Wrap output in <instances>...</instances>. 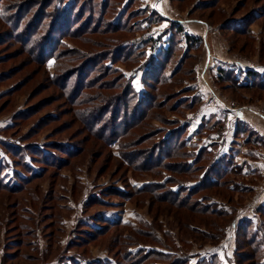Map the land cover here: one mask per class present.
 Listing matches in <instances>:
<instances>
[{"label": "rangeland", "instance_id": "1", "mask_svg": "<svg viewBox=\"0 0 264 264\" xmlns=\"http://www.w3.org/2000/svg\"><path fill=\"white\" fill-rule=\"evenodd\" d=\"M12 1L2 0L1 4L8 5ZM155 1L158 0H111L112 6L101 28L124 5L129 4V11L135 10L130 20L147 31H135L134 37L132 34L123 37H132L129 42L143 46L145 40L157 38L170 27L171 20L165 16L164 20H158L151 14V10L157 7ZM165 1L169 11H174L177 18L202 22L179 21L186 31L190 32L189 29L194 28L200 32L201 28H205L209 37H215L216 45L205 47L203 38L195 35L203 43L187 52L189 59L174 80L177 85L159 87L166 94L177 88L179 90L171 96L168 105L152 111L157 118L150 121L151 128L142 122L128 136H122L121 141L136 140L138 145L131 148L135 150L133 153L138 152L137 155L142 154L148 158L153 154L150 150L154 149L149 146L164 138L173 127L185 123L189 125L190 140L184 149L187 155L197 154L201 147L218 155L231 154L240 165L241 172L230 178L240 181L246 189H236L232 193L231 202L214 194V190L203 191L208 193L205 195L208 198L206 201L201 194L196 197L200 202L226 210L227 214L223 217L226 221H220L222 237L212 241L209 238L201 240L196 239L199 236L194 238L185 235L179 221L172 214L175 210L167 212L164 210L165 203L160 205L161 201L158 200L151 208L150 196L133 195L131 184L142 187L150 182H164L170 175L163 169L156 176H153L155 173L132 171L119 156L117 143L104 138L107 137L103 134L104 129H109V124V130H115L112 115H95L92 112L93 119L101 117L96 128L88 127L87 130L81 120L86 112L84 110L94 105L100 106V101L92 100L90 105L84 106H88L85 109L76 105L72 94L82 86L79 84L80 74L69 80V91H66L62 84H55L47 77V74L53 76L59 70L64 71L66 64L57 69L54 58L43 64L34 54L35 57L24 52L20 45L6 41L0 45V264L5 252L19 255L7 260L6 264H118L116 260L125 264L129 260L123 248L115 247L113 242L120 234L132 233L124 223L137 227L141 221L146 222V228H150L152 234H157L161 240L173 236L177 246L183 249L180 253H189L192 264L200 260H207L205 263L209 264H236L240 227H246L252 233L263 217L264 89L254 86L253 81L248 82L244 72L253 69L264 75V16L250 26L249 36H241L222 27L239 24L237 22L249 12L263 13L264 0H214L215 4H205L207 0H181L179 3L174 0ZM56 2L65 8L74 0H61V3L54 0L53 6ZM213 5L212 8L202 9ZM90 7L92 14H95L93 26L99 22L100 0H94ZM37 8L35 6L33 11ZM32 16L33 13L27 17L26 22ZM84 26L81 25L80 29ZM5 29L9 28L0 24L1 37ZM168 37V34L165 35V41L157 43L154 51H158L162 45L166 46ZM181 38L183 40L176 44V52L166 74H170L186 52L184 37ZM236 39L240 40L237 42ZM78 42L74 38H64L63 46L81 49ZM118 42V39L111 38L99 50L117 53ZM146 49L149 51L151 48L147 46ZM112 56L111 53L109 57ZM108 64L131 76L136 89L143 90V71L138 68L139 62L134 60ZM106 67L104 63L94 69L89 65L85 67L87 72L90 70L89 73L83 76L88 79L99 76L108 81L118 78L116 72L106 77ZM224 70L233 72L246 87L237 88L224 80L221 76ZM95 92L97 90L93 89L84 93L95 96ZM193 95L199 97L198 104L189 109L187 102L192 100ZM78 108L81 109L80 114ZM160 113H165L171 122L169 125H164L159 119ZM134 121H138V118ZM238 122L256 134L251 131L252 135L249 132L236 135ZM148 129L159 132L154 138L142 141L140 137ZM4 141L20 147L12 152L10 147L1 144ZM70 150L72 153L68 155ZM206 157L208 161L212 159L209 155ZM179 181H183L182 187L186 190L198 183V179L192 177ZM171 186L174 190L180 187L176 183ZM107 224H110V232L99 236L97 228ZM18 228H22L26 235L23 236L24 245L20 251L14 244L22 238ZM94 234L95 237L92 236ZM148 241L142 239L140 245L153 244L159 247L155 242ZM137 248L138 245L126 247L127 250Z\"/></svg>", "mask_w": 264, "mask_h": 264}, {"label": "trees", "instance_id": "2", "mask_svg": "<svg viewBox=\"0 0 264 264\" xmlns=\"http://www.w3.org/2000/svg\"><path fill=\"white\" fill-rule=\"evenodd\" d=\"M174 1H178L179 3L181 0ZM1 2L2 0H0V24L6 25L9 29H5L4 34H1L3 37L0 36V45L7 43L6 41L8 43L18 44L23 48L24 52L31 54V56L35 55L36 57H34L43 64L49 59L54 58V65L57 69H59L58 66L66 64L64 71L61 72L59 70L60 72L57 71L53 76L47 74L50 81H53L55 84L58 83V85L62 84L66 91H69V80L74 75L80 74L79 84L82 86L79 87L80 89L76 93L72 94L75 103H77L76 105L82 107L81 109H85L88 106L85 108L84 106L90 105L92 100L100 101V106L94 105L90 109L84 110V112L86 111L85 116L83 115L81 120H83L87 130L89 131L88 127L90 129L96 128V124L99 123L98 121L101 116L95 120L92 116L93 113L95 115L99 113L100 115H112L115 130L112 128L109 130L111 127V124H109V129L108 127L104 129L103 134L104 136L107 135L104 138H108L107 140L109 142L115 141L117 143L120 150L119 156L122 157L123 161L127 162L128 166L132 168V171L134 173H155L153 176H156L163 169L170 175L165 178L164 182H150L149 185L142 187L134 186L130 183L133 189L131 193L133 195L150 196L151 208L155 206L154 202L158 200L161 201L160 205L165 203L164 210L167 212L170 213L171 210H175L176 212L172 211V214L179 221V225L182 227L181 230L185 235H190L194 238L199 236L196 239L201 240L205 238H209L212 241L219 240L223 235V228L220 221L227 214L226 210L216 208L217 206L215 205L205 204L207 202H200L196 197L201 194L206 201L208 198L205 195H208V193L204 192L214 190V194L223 199L227 198L228 202H231L232 193L242 187L240 181L230 178L231 175H239L241 172L240 165L234 160V157L231 154L218 155L216 152L207 151L203 147L196 152L197 154H193V156L187 155L184 149H186L190 141L188 134L189 125L185 123L179 124V122H176L179 125L173 127L170 133L166 134L164 138L156 140L152 146H149L150 149H154L153 151L150 150L153 154H150L148 158H145L142 154L137 155L138 152L133 153L135 150L131 148L138 145L135 142L136 140L134 142L130 140H124L125 142L121 141L122 136H128L130 131L135 129L136 126L138 127L142 122H145L144 126L151 128L150 121L153 118H157L153 116L152 111L168 105L172 99L171 96L179 90L177 88L166 94L159 87H175L177 85L174 80L182 72L186 61L189 59L187 52L199 47L203 43V40L186 31L181 22L171 20L170 27L166 28L157 38L151 37L143 42V46H137L134 42H129L132 37L128 39L123 36L132 34L134 37L136 32H144L147 30L141 28L138 23L130 20V15L135 10L130 12L129 4L124 5L122 10L118 14H115V17L108 20L105 27L101 28L112 6L111 0H100V17L98 21L101 23L97 22L98 24L93 26L92 23L95 14H92L93 10L90 7V3L94 2V0H74L73 3L65 8L63 5L58 4V2L53 6L54 0H13L8 5H2ZM59 2L61 3V0ZM207 3L215 4V1L207 0L205 4ZM35 6H38V8L33 11ZM205 7H202V9L212 8L214 5ZM31 13H33L32 18L26 22L27 17ZM151 14L159 18L158 20L165 19L156 9H152ZM263 16L264 12H249L240 22H237L239 24L222 28L231 30L241 36H249V33H251L250 26ZM47 19L49 21L46 22ZM81 25L86 26L80 29ZM167 34L169 35L166 39L167 45H162L158 51H154L157 43L165 41L164 36ZM94 35H99L100 37L97 38ZM179 35L184 37L186 52L178 60L177 65L172 69L170 74H166L168 66L176 52V44L181 43L183 40L181 38L182 36L179 38ZM64 38L78 40V43L81 44H79L81 49L63 46ZM111 38L119 40L116 46L118 52H101L99 49H102L104 43L109 42ZM238 40L240 39H236L237 42ZM147 46L151 48L149 50L150 52L146 49ZM94 49H98V51ZM111 53L113 56L109 57ZM142 59L145 60L143 63H140ZM134 60L137 63L139 62L138 68L143 71L141 80L144 87L142 91H138L133 85V78L131 76H127L119 69L111 68L112 66L108 64ZM101 63L107 66L104 71L107 73L105 75L106 77L112 72H116L118 78L108 81L104 80V77L98 78L99 76H95L94 78L88 79L83 76L84 74L87 75L90 71L87 72V68L85 67L91 65L92 69H94ZM224 72V75L221 74V76L234 87H246V85H243L236 78L233 72L231 73L226 70ZM244 73L245 79L248 82L253 81L254 86L264 89L263 74L253 69H246ZM93 89L97 90L95 96L84 93L87 90ZM198 99L199 97L197 95H193L192 100L187 102V105H189L188 108L192 109L196 107ZM81 109L78 108L79 114ZM88 115L89 118H87ZM159 115L158 117H161L159 119L164 125L171 123L165 117V113H160ZM130 116L132 117L131 120H129ZM148 116L151 117L148 118ZM135 118H138V121H134ZM89 119L92 121H89ZM122 124L124 127H122ZM240 124L241 122H238L235 130L236 135L247 132L252 135L251 131L253 130L246 128L244 124ZM148 130L140 137L143 139L142 141L154 138L159 132V130ZM253 133L255 132L253 131ZM108 141H106L107 144L109 143ZM1 144L10 147L12 152L17 147H20L14 143L5 141ZM67 153L70 155L72 150ZM207 155L211 156L212 159L208 161ZM190 158L191 160H188ZM46 161L48 163L49 160L47 159ZM190 177L192 179H198V183L186 190L182 187L183 181L179 180ZM173 183L180 185L178 190L172 188L171 185ZM244 189L246 188L243 186L241 190L244 191ZM262 215L261 222L256 226L254 232H249V229L246 227H240L237 238L236 264H264V208ZM223 221L226 220L224 219ZM139 223L137 227H133L130 223H124L132 233L120 234L113 242L115 247L120 246V249L123 248L122 251L125 252V257L129 260L125 264H159L161 261L162 264H192L189 253H180L183 249L177 246L173 236L161 240L157 234H152L150 228H146V222L141 221ZM109 226L110 224H107L106 226L97 228L99 236L108 234L110 232ZM111 226L114 227V225ZM18 229L22 238L14 242V244L17 246L18 251H20V247L24 245L23 236L25 233L22 228ZM95 235L92 236L95 237ZM167 235L166 232L165 236ZM121 239H124V241L121 242ZM142 239H149L148 242L153 241L159 247H155L156 245L153 244L140 245L142 244ZM184 240L186 241L185 238ZM129 245H138L139 248L127 250L126 247ZM13 256L17 258L19 255L17 254L16 256L15 252L12 254L11 252H5L2 258V264H6V261ZM116 261H118V264H121L119 260ZM205 262L207 260H200L195 264H209Z\"/></svg>", "mask_w": 264, "mask_h": 264}, {"label": "crops", "instance_id": "3", "mask_svg": "<svg viewBox=\"0 0 264 264\" xmlns=\"http://www.w3.org/2000/svg\"><path fill=\"white\" fill-rule=\"evenodd\" d=\"M154 4L157 6L156 9L163 15L165 16L167 19L169 20H176V21H181V22H190L191 20L192 21H196V22H200L199 20H195V19H183L182 17L181 18H177L174 13V11H169L170 9H168V6H167V2L165 0H159L158 1H155ZM164 9V13H162L163 9ZM202 23V22H200ZM190 30V33L194 34V35H199L203 38L204 40V44H205V47H211V45L215 46L216 45V40H215V37H212L207 34V31L205 28H201L200 29V32L198 31H195L194 28H191L189 29ZM198 32V33H197Z\"/></svg>", "mask_w": 264, "mask_h": 264}]
</instances>
